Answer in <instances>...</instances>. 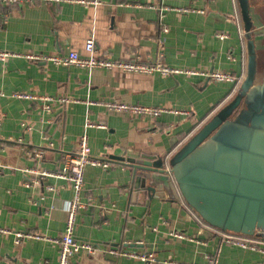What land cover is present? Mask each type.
Listing matches in <instances>:
<instances>
[{"label":"crops","instance_id":"obj_1","mask_svg":"<svg viewBox=\"0 0 264 264\" xmlns=\"http://www.w3.org/2000/svg\"><path fill=\"white\" fill-rule=\"evenodd\" d=\"M247 3L246 8L241 0L0 3V49L18 53L0 60V228L6 229L0 230V264L58 263L59 245L50 239L59 238L65 229L74 189L68 179L43 176L41 171L57 172L63 155L77 149L83 133L91 154L108 165L85 166L73 234L97 245L102 255L78 251L70 264H149L110 248L152 252L155 260L150 264H264L263 253L224 241L227 235L251 233L212 222L177 189L173 199L163 193L149 196L135 186L124 164L128 158H140L162 159L169 166L172 157L232 102L227 117L198 147L215 153L217 147L245 143L249 114L242 109L249 91L244 93L242 84L250 41L256 61L252 86L264 84V0ZM91 37L99 57L219 70L237 80L86 68L26 57L71 50L84 55ZM17 91L67 100L13 96ZM110 101L171 111L155 116L117 111L104 105ZM88 120L101 125L87 126ZM208 188H193L197 204L209 203ZM210 210L218 212L217 207ZM16 232L39 237L17 240Z\"/></svg>","mask_w":264,"mask_h":264},{"label":"water","instance_id":"obj_2","mask_svg":"<svg viewBox=\"0 0 264 264\" xmlns=\"http://www.w3.org/2000/svg\"><path fill=\"white\" fill-rule=\"evenodd\" d=\"M241 3L244 8L248 5L247 0H241ZM250 53L247 76L242 84L244 93L249 91L244 96L245 107L242 109L245 114H249L244 144L217 147L215 153L198 147L227 117L230 108L235 106V102H232L172 157L169 166L162 159L128 158L124 162L131 169L135 186L144 188L149 196L163 193L173 199L178 190L201 213L206 215L207 212L212 222L246 233L264 228V84L252 86L256 68L252 41ZM196 185L210 188L206 190L209 203H196L193 189ZM215 207L218 212L210 210ZM222 215H225L224 219ZM92 254L102 255V250Z\"/></svg>","mask_w":264,"mask_h":264},{"label":"built area","instance_id":"obj_3","mask_svg":"<svg viewBox=\"0 0 264 264\" xmlns=\"http://www.w3.org/2000/svg\"><path fill=\"white\" fill-rule=\"evenodd\" d=\"M32 1L34 0H0V3L9 4V3L32 2ZM81 1L85 2V0H81ZM148 5L152 6V4H148ZM162 8L168 9L169 7L162 6ZM172 8H175L180 11H190V10L203 11L192 7H172ZM218 35L223 36V34H218ZM85 49L87 51V54L84 55L79 54L75 50H71L67 54H63V55L26 54V57L31 59L48 60L54 64L66 65L73 63L78 66H83L86 68L117 67L125 71L140 72V73H152L158 71L165 75L179 73V72H186L188 74H202L208 77L209 79L215 81L234 82L237 80L236 75L225 71L211 70L207 72L194 68H177V67L167 66L159 60L153 62H140L134 60H121V59L99 57L96 55L95 43L92 37L86 40ZM16 55H18V53L0 49V60H4L9 56H16ZM13 96L24 97V98H39L43 100H52L54 98L60 100H67L66 97H53L50 95L33 94L30 92H23V91L14 92ZM104 105H106L109 109H113L117 111H128L136 114H143L149 116L158 115L163 111H171V109H168L166 107L131 104L127 102H118V101L104 102ZM182 112L187 113L186 111H182ZM86 125L98 126L101 124L91 122L88 120L86 121ZM35 155L39 156L40 154L39 152H36ZM62 162H63L62 167L59 168L57 172L42 170L41 175L43 176L55 175L62 178H66L71 182L72 187L74 189V196L72 200L69 202V208L67 210L65 229L59 238L50 239V240H54L59 245V255H58L57 264H70V258L75 252L83 250L85 252L94 253L95 251L99 250L98 246L93 243L77 240L73 234V226H74L76 210L80 204L79 193L83 183V174H84L85 166L86 165L107 166L108 161L93 156L91 154L90 146L88 144L87 134L83 133L80 136L77 149L73 152H66L63 155ZM0 230L6 231V229L4 228H0ZM175 235L182 236V234L179 233H175ZM24 236L39 237L38 234L32 232H25V233L16 232L17 240H19V238ZM224 241L227 243L239 245L241 247L257 250L264 254V228H260V227L256 228L251 234L247 235L246 237L227 235L224 237ZM110 251L118 254L136 257L143 261L149 262V264L155 260L154 253L152 252L123 251L114 248H110ZM170 262L173 264H180L179 262H174V261H170ZM207 264H214V262L212 260H209V263Z\"/></svg>","mask_w":264,"mask_h":264}]
</instances>
